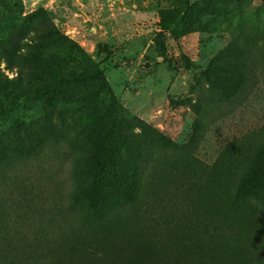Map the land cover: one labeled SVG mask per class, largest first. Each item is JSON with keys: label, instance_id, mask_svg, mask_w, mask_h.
Returning a JSON list of instances; mask_svg holds the SVG:
<instances>
[{"label": "rangeland", "instance_id": "374dc122", "mask_svg": "<svg viewBox=\"0 0 264 264\" xmlns=\"http://www.w3.org/2000/svg\"><path fill=\"white\" fill-rule=\"evenodd\" d=\"M18 16L29 17L25 30L30 29L34 44L41 36L48 39L52 29L60 39L49 38L47 54H54L50 69L14 115L39 125L34 145L56 140L62 145L49 155L45 149L38 158H14L0 172L2 254L9 256L40 238L52 245L59 231H67L61 226L63 216L80 215L64 193L73 189L75 180L83 181L79 168L89 151V132L104 149L116 140L125 143L139 136L146 152L140 163L143 182L165 175L171 191L182 182L187 188L186 177L177 174L180 183L170 167L162 166L164 153L152 140V131L126 128L124 121L140 118L183 145L168 151L170 159L195 156L199 165L220 169L245 164L226 153L240 138L251 143L253 130L264 124V88L259 87L264 0H0V21L10 19L0 22V35L21 26ZM219 54L235 55L245 70L217 71L211 66ZM0 67L13 76L5 63ZM206 71L221 86L229 77L235 82L248 74L249 80L245 90L229 97L209 83ZM54 110H63L62 117L55 113L49 120ZM128 206L117 204L105 214L127 216ZM150 213L159 214L160 206L153 203ZM142 220L148 224L150 217L143 215Z\"/></svg>", "mask_w": 264, "mask_h": 264}, {"label": "trees", "instance_id": "16d2710c", "mask_svg": "<svg viewBox=\"0 0 264 264\" xmlns=\"http://www.w3.org/2000/svg\"><path fill=\"white\" fill-rule=\"evenodd\" d=\"M16 19L21 26L0 35V66L5 63L13 73L10 77L0 67V119L4 121L0 124V172L14 158H38L62 145L59 140L34 145L39 125L14 115L19 102L39 87L41 76L50 69L54 54H47L49 38L55 42L60 38L52 29L47 31L48 39L41 36L34 44L30 29L25 30L29 17ZM9 20L0 22L6 24ZM234 56L219 54L218 62L211 67L226 73L243 72L244 61ZM207 72L209 83L222 87L223 94L229 97L245 90L249 80L248 74L235 82L232 77L221 78L225 80L221 86ZM259 75L263 77L259 87L264 88V69ZM54 111L49 120L55 113L57 119L62 117L63 110ZM76 111L74 107L73 117L78 120ZM123 124L126 128L152 131V140L164 153L162 166L170 167V174L174 173L180 183L182 179L177 174L186 177L188 187L182 188V182L171 191L165 175L143 182L140 163L146 152L139 136L125 143L116 140L104 149L98 147L94 139L97 135L89 132V151L79 168L83 181L75 180L73 189L64 193L70 197L71 208L80 215L63 216L61 226L67 231H59L52 245L36 238L35 242H39L35 245L31 242L27 248L18 247L9 256L0 251V264H264V124L253 130L251 143L240 138L226 153L228 159L237 161L240 157L245 164L221 169L201 166L195 156L170 159L168 151L184 146L140 118ZM200 124L198 120L197 127ZM90 127L86 129L91 131ZM130 146L137 147V151H131ZM122 203H129L127 216L105 214L108 208ZM153 203L160 206L159 214L150 213ZM246 209L253 210V215L245 216ZM143 215L150 217L148 224L142 220ZM2 216L0 198V224Z\"/></svg>", "mask_w": 264, "mask_h": 264}]
</instances>
